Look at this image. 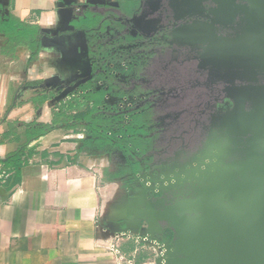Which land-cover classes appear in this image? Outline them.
Masks as SVG:
<instances>
[{
    "label": "crops",
    "instance_id": "obj_1",
    "mask_svg": "<svg viewBox=\"0 0 264 264\" xmlns=\"http://www.w3.org/2000/svg\"><path fill=\"white\" fill-rule=\"evenodd\" d=\"M141 1L0 0V19L42 33L34 56L22 45L2 52L7 39L0 34V264H119L137 249L138 233H118L133 190L123 175L125 153L87 123L107 104L96 52L108 55L105 47L119 44L113 28L123 6ZM73 3L82 5L77 16L109 26L97 27L101 45L93 31L71 25ZM110 57L123 60L117 51ZM95 100L101 114L93 116ZM61 102L62 112L50 109ZM51 121L57 126L28 141ZM20 147V165L6 166L2 160Z\"/></svg>",
    "mask_w": 264,
    "mask_h": 264
},
{
    "label": "water",
    "instance_id": "obj_2",
    "mask_svg": "<svg viewBox=\"0 0 264 264\" xmlns=\"http://www.w3.org/2000/svg\"><path fill=\"white\" fill-rule=\"evenodd\" d=\"M168 1L173 20L169 43L202 44L197 67H209L208 76L214 67L225 82L244 84L225 88L232 105L218 118L219 135L209 134L197 154L171 176L151 174L139 196L131 197L119 231L141 233L144 239L170 235L162 264H264V80L259 82L264 79V0H208L211 7L204 15L197 4L205 0L179 2L189 6L181 9L173 4L176 0ZM81 6L71 5L76 12L71 25L93 31L99 43L97 27L109 26L96 16H77ZM136 7L128 2L124 13L135 19ZM140 13L145 22L154 20L153 13ZM223 28L233 29L234 35L223 34ZM96 53V64L105 73L112 60ZM152 191L158 196L147 197Z\"/></svg>",
    "mask_w": 264,
    "mask_h": 264
},
{
    "label": "flooded vegetation",
    "instance_id": "obj_3",
    "mask_svg": "<svg viewBox=\"0 0 264 264\" xmlns=\"http://www.w3.org/2000/svg\"><path fill=\"white\" fill-rule=\"evenodd\" d=\"M190 1L176 0L173 4L179 9L188 8L189 6L178 4ZM142 2L139 10V6L134 9L137 15L135 19L130 18L131 14H125L116 20L118 28L114 32L124 37L126 42L119 41L108 52L116 50L121 53V57L125 55L129 58L125 66L120 64L116 68L107 65L105 79L99 90L107 98L102 113L106 112L108 106L116 105L118 112H126L121 127L123 124H132L131 128L138 127L139 131L151 130L144 139L145 142L137 140L140 144H136L133 150L130 148V154L123 150L126 157L122 160L123 175L132 185V192L139 191L140 186L144 185L141 184L142 175L149 178L151 174H159L163 178V172H169L171 176L172 170L178 171L180 165L197 154L209 134L218 136V118L232 105L225 88L244 84L238 80L225 82L217 76L219 71L214 67L210 76L209 67H197L196 56L202 49V44L195 47L180 41L169 43L173 20L168 0L150 4L149 1ZM197 7L202 15L208 14L211 3L205 0L198 3ZM141 9L146 14L153 13L154 20L145 22L140 16ZM194 18L204 19L201 15ZM233 26L236 27L237 23L234 22ZM221 32L230 36L235 33L231 28H223ZM107 74L112 76V81ZM263 80L260 79L259 82ZM124 86L128 89L125 92L122 90ZM111 97L113 101H110ZM137 107L142 117L138 118L136 115L128 120V110ZM90 119L87 124L92 127ZM138 121H142V124H137ZM125 131L128 129L125 128ZM109 139L116 144L113 138ZM141 145L146 148L143 155L138 154ZM116 146L119 147L117 144ZM156 196L158 193L153 191L147 193L149 198ZM170 238V235H164L159 239L168 242Z\"/></svg>",
    "mask_w": 264,
    "mask_h": 264
},
{
    "label": "rangeland",
    "instance_id": "obj_4",
    "mask_svg": "<svg viewBox=\"0 0 264 264\" xmlns=\"http://www.w3.org/2000/svg\"><path fill=\"white\" fill-rule=\"evenodd\" d=\"M113 25V24H111ZM113 33L110 32L108 36L112 35ZM121 39L119 38L117 41L119 42ZM103 43V42H102ZM115 47V46H114ZM108 51L111 50V46L110 44L107 45V47H105ZM116 51V50H114ZM118 52V51H117ZM121 53L118 52V55H120ZM109 57H110V53H109ZM123 60L120 62L119 60L116 61H110L109 65L111 67H120L118 65L122 64V65H126L128 62V56L121 57ZM119 58V59H120ZM111 59V57H110ZM115 60V59H114ZM121 60V59H120ZM107 77L109 80L112 81V76L107 74ZM127 87L124 86V88L122 89L123 92H125L124 90H128L126 89ZM66 90V89H65ZM65 90L63 91L65 94H68V92H65ZM125 95H127L126 93H124ZM122 95V94H119ZM63 99H68L67 96H65ZM110 101H113V98H109ZM122 102V101H121ZM119 102V104L121 103ZM118 104V105H119ZM125 104V102H124ZM67 105L64 104L63 102H61L59 105H56V107L50 108L51 110L53 109H60V112H62V109H64ZM120 106V105H119ZM94 108V107H93ZM129 112L127 113L126 118L128 120H130V118H134L136 115H138L137 117L140 118L142 116H140L141 114H139V110L138 107L135 109H129ZM91 115L96 116L99 112H97L94 108V110H90ZM126 112H118L117 111V106L113 105V106H108L107 110L105 113H99L101 114L98 118H92L90 120L92 121V127L93 129H102L104 132L107 133V136L113 138L116 141V144L119 146V148L123 151H127L128 154H130V150L134 149V147H136L137 145H139L140 143L137 142V140H142L143 142H145L144 139H146V137L148 136V134H150V129L146 130V129H140L136 127L131 128L132 124H128V125H124L123 126L128 129V131L126 132V134H124L125 132V128H123L122 125V121L124 120L125 114ZM140 122V123H139ZM142 121H138L136 122L137 124H142ZM128 127V128H127ZM149 132V133H148ZM131 134V135H130ZM130 138V139H129ZM135 138V140H134ZM137 144V145H136ZM132 145V146H131ZM144 145H141V147H139V151L138 154L139 155H143L146 148L143 147ZM143 147V148H142ZM131 148V149H130ZM157 179H162L161 175H157ZM142 177L146 178L142 180L141 184H144L146 182V180L148 181V179L146 176L142 175ZM139 191H135L132 192L130 196H139L138 195ZM122 231H119L118 233H121ZM130 231H126L124 233H129ZM123 233V232H122ZM138 241L136 242V246L137 249L135 250V254L133 253L130 256H126L125 259H131L133 258V261L135 264H162V258L165 257V249H164V245L167 242L164 239H144L143 235L141 233L138 234ZM164 264V263H163Z\"/></svg>",
    "mask_w": 264,
    "mask_h": 264
},
{
    "label": "trees",
    "instance_id": "obj_5",
    "mask_svg": "<svg viewBox=\"0 0 264 264\" xmlns=\"http://www.w3.org/2000/svg\"><path fill=\"white\" fill-rule=\"evenodd\" d=\"M0 34L5 36L7 39L2 52H12L20 45L30 47L33 56L38 52L39 38L42 33L36 26L24 25L13 17H7L5 19H0ZM98 103L99 101L95 100L93 107L95 108ZM56 126L57 124L55 121L44 123L43 130H41V128H37L36 130L34 129V132L28 133V141L39 137L41 134L45 133L44 131L47 129L51 130ZM62 126H68V124L62 123ZM21 154H23V147H20L16 151L8 154L2 161L6 166L15 165L18 167L21 162Z\"/></svg>",
    "mask_w": 264,
    "mask_h": 264
},
{
    "label": "built area",
    "instance_id": "obj_6",
    "mask_svg": "<svg viewBox=\"0 0 264 264\" xmlns=\"http://www.w3.org/2000/svg\"><path fill=\"white\" fill-rule=\"evenodd\" d=\"M4 166L2 165V164H0V170H1V168H3ZM5 171H3V173H4ZM119 264H135L134 263V261H133V258H131V259H128V260H126L125 258L124 259H122L120 262H119Z\"/></svg>",
    "mask_w": 264,
    "mask_h": 264
}]
</instances>
